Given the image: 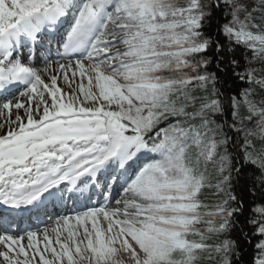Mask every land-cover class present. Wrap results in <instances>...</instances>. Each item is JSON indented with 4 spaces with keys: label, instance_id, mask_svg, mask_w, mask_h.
<instances>
[{
    "label": "snow or ice",
    "instance_id": "6c2138e0",
    "mask_svg": "<svg viewBox=\"0 0 264 264\" xmlns=\"http://www.w3.org/2000/svg\"><path fill=\"white\" fill-rule=\"evenodd\" d=\"M0 117V264H264V0H0Z\"/></svg>",
    "mask_w": 264,
    "mask_h": 264
},
{
    "label": "bare ground",
    "instance_id": "6f19581e",
    "mask_svg": "<svg viewBox=\"0 0 264 264\" xmlns=\"http://www.w3.org/2000/svg\"><path fill=\"white\" fill-rule=\"evenodd\" d=\"M3 119H4L3 117H0V121H2ZM61 214H62V213H61ZM44 225H45V224L41 225V223H39V224L34 225V226H38L39 228L42 229V228H43L42 226H44ZM27 226H28V224L25 223V224L21 225L20 228L23 229V228H25V227H27Z\"/></svg>",
    "mask_w": 264,
    "mask_h": 264
},
{
    "label": "rangeland",
    "instance_id": "374dc122",
    "mask_svg": "<svg viewBox=\"0 0 264 264\" xmlns=\"http://www.w3.org/2000/svg\"><path fill=\"white\" fill-rule=\"evenodd\" d=\"M60 86H61V87H65L62 81L60 82ZM73 86H75V85H73ZM71 212H72V211H71ZM67 214H68V213H67ZM72 214H73V213H72ZM69 215H71V214H69ZM44 226H45V225H44ZM44 226H42V227H44ZM21 234H22V233H21ZM205 263H206V264H210V262H208V261H205Z\"/></svg>",
    "mask_w": 264,
    "mask_h": 264
},
{
    "label": "trees",
    "instance_id": "16d2710c",
    "mask_svg": "<svg viewBox=\"0 0 264 264\" xmlns=\"http://www.w3.org/2000/svg\"><path fill=\"white\" fill-rule=\"evenodd\" d=\"M206 264V263H205Z\"/></svg>",
    "mask_w": 264,
    "mask_h": 264
}]
</instances>
